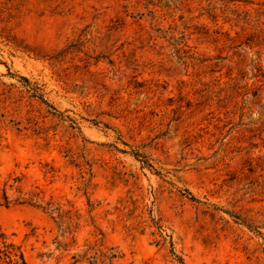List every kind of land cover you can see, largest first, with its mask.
Segmentation results:
<instances>
[{
	"label": "rangeland",
	"instance_id": "rangeland-1",
	"mask_svg": "<svg viewBox=\"0 0 264 264\" xmlns=\"http://www.w3.org/2000/svg\"><path fill=\"white\" fill-rule=\"evenodd\" d=\"M0 235L264 264V0H0Z\"/></svg>",
	"mask_w": 264,
	"mask_h": 264
},
{
	"label": "trees",
	"instance_id": "trees-1",
	"mask_svg": "<svg viewBox=\"0 0 264 264\" xmlns=\"http://www.w3.org/2000/svg\"><path fill=\"white\" fill-rule=\"evenodd\" d=\"M102 257H105V255H102ZM107 258L109 259L108 264H111L114 255L111 254ZM101 262L104 264L105 260H101ZM0 264H26L20 248L12 243H6L3 235H0Z\"/></svg>",
	"mask_w": 264,
	"mask_h": 264
}]
</instances>
